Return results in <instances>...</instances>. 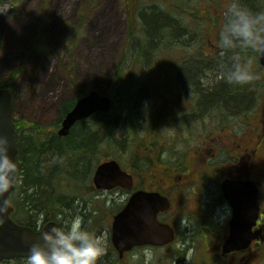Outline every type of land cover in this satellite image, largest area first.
Instances as JSON below:
<instances>
[{
    "label": "rangeland",
    "instance_id": "rangeland-1",
    "mask_svg": "<svg viewBox=\"0 0 264 264\" xmlns=\"http://www.w3.org/2000/svg\"><path fill=\"white\" fill-rule=\"evenodd\" d=\"M124 1H0V84L8 81L15 73L11 87L14 93V118L16 121L26 122L27 133L35 130L34 125L56 132L60 127L58 123L60 106L66 101L77 98L79 93L97 91L102 95L111 94L116 66L127 48L129 22ZM144 1H148L150 5L159 2V0ZM167 1L175 3L176 0ZM180 2L182 9L176 8V4L169 6L171 13H175L172 15L174 20L177 21L174 28L177 30L175 37L177 45L166 48L168 54L162 53L164 48L162 52H158L160 54L153 55L151 61H147L149 63L144 62L141 66L134 63V51L131 49V52L127 54L123 74L125 79L133 78L134 81L130 84H128L129 80L125 82L126 86L123 89L128 91L123 92L122 95L111 94L115 104L112 113L117 114L116 140L120 142L122 137L127 140L126 145L120 147L123 149L116 152L118 161L123 164L124 169L134 173L136 167L133 158L138 152L139 144L141 142L155 144L157 140L163 143L159 153L162 159L160 161L172 167L174 165L173 170L168 173L163 172L162 175L158 172L157 178L146 172L144 184L150 185L155 182L165 194L167 193L166 195L172 198L173 208L168 213L162 214L160 219L176 228L177 239L164 247L136 248L128 253L123 264H205V259H209L212 251L207 250L210 247L207 240L202 243V246L198 244L200 236H203L206 231H203L200 220L197 218L199 216L195 214L197 209L203 211L209 207L211 214L217 216L215 222H218L219 230L226 232L224 227L227 218L226 208L214 209L206 204L207 190H210L209 193L213 195L217 194L212 192L218 188L217 176H211L213 171L206 160H191L198 165L188 168L183 165L185 160L181 158L185 155L187 157L197 155L204 146V142L227 134L226 129L229 123L227 117L225 116L223 123L218 121L217 116H209L208 109L191 106L187 111L191 113L197 111L194 115L186 116L185 113L168 117L161 125L158 135L153 134L151 129L155 110H158L161 100L162 108L166 112L179 114L181 110L174 108L173 105L169 106L170 97L173 99L181 96L182 99H188L193 94V91H190L192 93L190 94L185 86L180 85L178 80L171 82L170 72L164 74L160 66L165 60L172 62L179 58V55L185 56L182 60L187 61L185 67L189 69L182 72L183 76L181 73L182 77L180 74L178 76L184 82L188 80L189 74L194 75L193 67L198 65L201 68L198 75L199 86L193 82L188 88L197 87L195 90H198L200 87L204 91L220 84L224 86L228 84L223 78L220 65L227 61L231 53L222 57L217 41L223 13L229 0H180ZM260 2H263V5ZM245 4L251 9L264 10V0H245ZM86 6L90 7L89 11ZM85 13H88V16L85 21H82L80 16ZM182 13L185 14V20H181ZM152 16L156 18L152 13L147 16L149 25L153 20L150 18ZM166 24L173 25L172 20L157 21V26ZM186 25L189 26L186 27ZM182 26H185V30ZM153 30L150 28L146 31L153 33ZM189 34L190 42L187 40ZM73 41L77 42L76 48H71ZM240 55L252 59L256 81L241 86L246 94L254 99L251 111L241 110L235 115L243 119L244 114H249L253 128L260 118L259 109H264V67H261L259 57L250 53ZM144 57L150 60L147 54ZM166 77H169L166 83L171 82L170 90L164 82ZM157 78L163 84V88L162 93L159 96L155 95L156 98H154L151 89L159 90ZM230 98L240 100L244 98V94L231 95L226 101ZM209 100L213 101L210 98ZM247 103H252V100L249 99ZM243 126L239 123V127L243 128ZM129 128L137 130L138 133L129 134ZM178 145L182 146L179 151H177ZM156 150L157 148L149 151L142 150V153L151 155ZM108 153L112 158V150L104 149L102 156H108ZM190 171L195 174L198 171L205 172L207 176L204 179L205 186L199 189V183L191 179ZM170 175L171 178H169ZM163 177L166 179L163 180ZM179 178H183V181ZM80 194L81 198L73 201V204L75 203L73 215L80 216L85 226L105 241V250L100 257L99 261H102L100 264H107L106 259L112 258L113 261L118 259L111 241V219L118 209L124 206L130 194L120 188L111 191L96 190L93 188L91 177L89 181H86L83 192ZM262 197V205H264V187ZM82 213H85L87 217L84 218ZM219 230L214 229L211 237L208 238L212 244L216 242ZM261 250H264L263 245L260 247ZM253 263L260 264V261L256 260ZM13 264H26V260L15 261Z\"/></svg>",
    "mask_w": 264,
    "mask_h": 264
},
{
    "label": "trees",
    "instance_id": "trees-1",
    "mask_svg": "<svg viewBox=\"0 0 264 264\" xmlns=\"http://www.w3.org/2000/svg\"><path fill=\"white\" fill-rule=\"evenodd\" d=\"M260 3L263 5V2ZM152 5L144 0L124 1V7L129 22L128 47H131V49L137 47V51L135 52H137L139 59H143L146 54L150 55L152 58L153 55L160 54L158 52H162L164 48L165 50L162 53L168 54L166 48L173 47L175 44L177 45L175 41L177 30L174 29L176 28L177 21L174 20L175 18L172 16L175 13H171L169 9V6L172 7L171 3L167 0H159L158 3ZM86 7L89 11L90 7ZM178 9L182 8L179 6ZM252 10L260 11L256 8ZM184 12L183 10V13ZM150 13L156 16L155 19L153 16L150 17L153 18V20H151V25H149L147 20V16ZM184 15L185 14H183L181 20H185ZM86 16V13L83 16L81 15V20L85 21ZM160 20H172L173 25L166 24L157 26V21ZM187 26L189 25H186V27ZM182 27L185 30V26ZM74 28L78 30L77 27ZM150 28L154 29L152 31L153 33H147L146 30ZM189 36L190 34L187 35L188 42H190ZM235 51L239 52V54L246 55L250 53V55H255L257 58L259 56L258 53L252 51L243 52L239 49ZM128 53L129 50L124 53L113 78L112 91L118 94L122 92L121 84L124 78V63ZM192 72L194 75L190 76L189 74L187 79L191 81V83L194 82L198 85V75L201 72V68L196 65V67L192 68ZM14 77L15 73L11 75L8 81L1 83L0 88H11ZM255 81L256 78H254L252 82ZM245 92L246 91L244 88H241V86H231L230 84L224 86L220 84L215 88L210 87L204 90L203 101L207 102L210 98L213 99V101L216 99L221 102V100H227V98L233 94L239 95ZM82 96L83 94L81 97ZM236 100V104L245 102L242 98ZM74 104L75 103L70 101L62 103L58 123L62 122L63 118L73 108ZM16 124L19 146V153L16 161L19 167L18 175L21 177L16 187L15 194L19 197L16 202L19 208L22 207L21 211L24 210L26 212L29 221L30 217L36 216L40 212L44 213L48 217L47 219L52 218L58 222L59 220H67L75 217V215H73L74 207L72 208L68 202L63 201V198H70L72 200L71 204L74 200L80 199V193L83 192L85 183L89 181L95 167L105 160H118V154L116 152H120V149H123L120 147H124L127 142L125 137H122L123 139L120 142L116 140V113H97L90 119L80 121L73 127L71 133L64 138L58 136L56 132L46 136L48 135L47 130L41 129L37 125H34L35 130H31L27 133L25 121H16ZM129 129V134L137 132V130ZM155 135H157V133ZM146 144L147 143L143 144V146H146ZM104 149L109 151L112 150L113 157L110 158L109 153L108 156H102ZM138 154L137 152L136 156ZM136 156L133 158L134 160H136ZM139 158L144 160L145 164H147L148 169L146 172L154 176L156 173L155 167L153 171L149 170V168H152L153 162L157 159L153 156L149 158L148 155L144 158L139 155ZM139 178L143 179V176ZM54 194L55 202H53ZM82 216L84 218L87 217L85 213H82ZM106 260L108 264H110L109 259ZM100 262L101 261H99V264ZM113 264L123 263L121 260L116 259Z\"/></svg>",
    "mask_w": 264,
    "mask_h": 264
},
{
    "label": "water",
    "instance_id": "water-1",
    "mask_svg": "<svg viewBox=\"0 0 264 264\" xmlns=\"http://www.w3.org/2000/svg\"><path fill=\"white\" fill-rule=\"evenodd\" d=\"M261 65L264 66V54L260 56ZM113 102L108 96L98 92L79 99L74 108L66 115L60 136H67L71 128L80 120L89 118L98 112L107 113L112 109ZM8 137L11 142V156L16 160L18 143L16 138V124L13 119L12 93L8 88H0V137ZM97 189H113L124 187L133 188V177L123 171L120 164L108 161L101 164L94 176ZM239 184L234 185L229 181L223 184L225 197L233 205L235 216L230 226V236L223 247L224 254L248 248L253 240L262 236V231L253 232L259 216L258 189L251 185L241 191ZM8 193L0 196V204L8 201ZM171 203L168 198L160 193L138 191L129 200L127 206L114 217L112 227V241L120 257L135 246L169 244L175 239L174 229L158 220V214L169 210ZM13 208L9 205L7 212L0 216V262L14 258H27L31 247L36 243H43L40 234L54 226L47 225L42 231L35 232L30 227L16 224L10 217Z\"/></svg>",
    "mask_w": 264,
    "mask_h": 264
},
{
    "label": "flooded vegetation",
    "instance_id": "flooded-vegetation-1",
    "mask_svg": "<svg viewBox=\"0 0 264 264\" xmlns=\"http://www.w3.org/2000/svg\"><path fill=\"white\" fill-rule=\"evenodd\" d=\"M189 84H192L189 82ZM200 84V83H199ZM198 84V86H199ZM188 92L192 94L190 91H193L194 96H190L188 99H182L183 97L179 96L177 98L175 95L169 94L171 96H174L176 98H171V101L169 100V106L173 105L174 108L181 110L179 114H170L169 112H166L165 109H158L157 111H162L160 114H163L166 117V120L168 117L171 116H179L181 114H187L186 116H192L195 113L188 112L191 108V106H196L199 109H208V115L209 116H217L218 121L220 122L225 121V116L229 120L226 133L222 136H217L214 139H210L207 142H204V146L201 148L200 152L197 155L187 157L185 155L182 160H185L184 166L190 168L192 166L193 168L197 163L192 162L191 160H206L207 164L212 168V175L217 176L218 179V188L212 191L213 193H217L213 195L210 190L206 191V204L208 206H212L214 209L216 207L218 208H226L227 218L225 219L224 227L226 228V232H223L222 230H219L220 226L218 225V222H215L217 219V216H213L211 211L209 210V207L207 210L200 211L199 209L196 210V215L199 217L198 220H200L201 226L203 231H206L203 236H200L198 240V244L202 246V243L207 240L209 242V249H207L209 252L212 251V253L209 256V259H205L206 263L209 262V264H252L253 262L257 261H264V250L260 251V248L258 246H262L264 243L263 240H256L251 244V247L247 250L240 251V252H231L224 254L223 253V245L228 239L229 231H230V225L231 222L234 219L235 211L233 208V205H231L230 201L227 200L225 197L224 190L222 188V184L224 181L229 180L231 184L234 185H241L240 189L241 191H245L246 189V183L252 182L254 185H256L259 189V196H258V203L260 206V217L257 222V226L254 227L255 230L262 229L264 232V205L263 203V187H264V109H259V120L256 121V124L252 128V122L251 117L249 114L245 115L244 118H239L235 114L237 112L244 110L251 111V104L254 103V99L251 98L250 95L243 93L245 101L244 104L238 103L236 104V100L234 98L228 99V101L221 100L220 101H210L203 102V90L199 87L198 90H195L193 87H186ZM198 92V93H196ZM197 94V95H196ZM234 95V94H233ZM156 98V97H155ZM251 99L252 103L246 102ZM185 100L186 102H182ZM239 107H237V106ZM180 106V108L178 107ZM189 107V108H188ZM211 109V113L210 112ZM187 111V112H185ZM206 112V113H207ZM239 123L243 124V128L239 127ZM223 131L225 129L223 128ZM162 145L159 144L157 147V150L154 152V157H156L157 160H162L159 156L160 150ZM193 158V159H192ZM180 159V160H181ZM136 160H139V157H136ZM188 160V162H187ZM183 162V161H182ZM181 162V165H182ZM160 165L159 169H156L155 171L160 172L163 175L164 173H168L169 171L173 170V167L167 163L160 162L158 163ZM198 165V164H197ZM136 171L131 173L134 177V183L135 187L132 191H126L128 192L129 198L131 195L135 193V191L138 190H145V191H155L151 189L150 187H146L147 185L145 183V176H146V170L140 169L138 165L135 166ZM182 169L183 166H182ZM149 170L153 171V168H149ZM148 173V172H147ZM191 173V171L189 172ZM143 176L142 186L139 185L140 180L138 177ZM213 177V176H212ZM171 178V175L170 177ZM207 178L205 175V172L198 171L196 174L194 172L191 173V179L195 180L199 183V189L202 186H205L204 179ZM165 179V177H164ZM183 181V178H179ZM168 180V179H167ZM167 185L171 186V188H174L173 185H171L169 182H166ZM146 185V186H145ZM125 191V190H124ZM161 192L165 194L163 190ZM168 196V195H166ZM173 204V200L170 196H168ZM128 198V200H129ZM127 200V201H128ZM126 201V203H127ZM125 203V204H126ZM124 204V205H125ZM15 208V207H14ZM25 215L23 212L18 210L17 208L14 209V211L11 214V217L16 220L17 222L20 221V217ZM55 216V215H53ZM48 217L40 212L38 215L30 217L23 221L26 225H30L34 229H42L44 226V221ZM53 221V220H52ZM219 230L220 232L217 234V239L214 244H212L208 238L211 237V234L213 230ZM211 230V232H210ZM210 232V233H209ZM206 235V236H205ZM202 249V247H201ZM258 249V250H257ZM13 261H4L1 264H11ZM205 263V264H206ZM254 264V263H253Z\"/></svg>",
    "mask_w": 264,
    "mask_h": 264
},
{
    "label": "clouds",
    "instance_id": "clouds-1",
    "mask_svg": "<svg viewBox=\"0 0 264 264\" xmlns=\"http://www.w3.org/2000/svg\"><path fill=\"white\" fill-rule=\"evenodd\" d=\"M217 46L222 57L231 53L220 65L228 84L243 86L253 81L252 59L242 57L235 50L264 54V10H252L245 0H229L218 31ZM181 148L178 145L177 151ZM10 152L8 137H0V196L8 193L19 181L18 162ZM7 207L8 201L0 204V216L7 212ZM40 236L43 243L31 247L26 264H99L105 250V241L90 231L80 216L59 220Z\"/></svg>",
    "mask_w": 264,
    "mask_h": 264
},
{
    "label": "bare ground",
    "instance_id": "bare-ground-1",
    "mask_svg": "<svg viewBox=\"0 0 264 264\" xmlns=\"http://www.w3.org/2000/svg\"><path fill=\"white\" fill-rule=\"evenodd\" d=\"M76 47H77V42H76V41H73L72 44H71V48H76ZM190 73H191V72H190ZM183 74H184V73H182V76H183ZM193 74H194V73H193ZM182 76H181V77H182ZM190 76H192V75H190ZM181 82H182V83H181ZM180 85L185 86V87H188V86H189V80H187V81L184 82V81L180 78ZM225 86H226V85H225ZM114 93H115V92H114ZM82 94H83V93H79V96H78L77 98H75V99H71V100H69V101L75 103L76 100L79 99V98L81 97ZM119 95H122V93H120ZM105 114H107V113H105ZM59 126H60V125H59ZM41 129H44V128H41ZM59 129H60V127H59ZM59 129H58V130H59ZM46 130H47V133H48V135H46V136H49V134H51V133H55V131L48 130V129H46ZM70 133H71V131H70ZM70 133H69V134H70ZM46 136H45V137H46ZM22 196H23V195H22ZM53 197H54V198H53V202H55V194L53 195ZM63 201L68 202V203L71 205L72 208H73V207L75 208V203H74V204H73V203L71 204L72 200H71L70 198H68V197H67V198L64 197V198H63ZM69 204H68V205H69ZM69 219H71V218H69ZM101 262H102V261H101ZM109 262H110V264H113V263H114V261H113L112 258L109 259ZM107 264H108V262H107Z\"/></svg>",
    "mask_w": 264,
    "mask_h": 264
}]
</instances>
